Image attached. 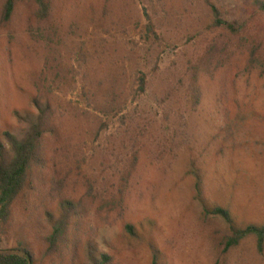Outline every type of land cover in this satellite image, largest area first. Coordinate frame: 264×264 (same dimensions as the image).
Segmentation results:
<instances>
[{"label": "rangeland", "instance_id": "obj_1", "mask_svg": "<svg viewBox=\"0 0 264 264\" xmlns=\"http://www.w3.org/2000/svg\"><path fill=\"white\" fill-rule=\"evenodd\" d=\"M54 1L47 21L35 0H21L2 25L0 0V135L30 107L46 43L52 65L69 73L51 84L70 149L87 155L95 184L84 242L97 241L114 264H151V244L169 264H264L255 237L227 251L230 226L203 214L192 175L201 170L209 205L231 211L236 227L264 226V11L256 0ZM209 1L236 33L214 27ZM142 70L154 85L127 96ZM111 91L123 101L109 118L97 109ZM79 180L68 192L83 197L89 186ZM120 191L123 208L106 206ZM4 232L2 246L14 247L15 234ZM67 262L84 264V251Z\"/></svg>", "mask_w": 264, "mask_h": 264}, {"label": "trees", "instance_id": "obj_2", "mask_svg": "<svg viewBox=\"0 0 264 264\" xmlns=\"http://www.w3.org/2000/svg\"><path fill=\"white\" fill-rule=\"evenodd\" d=\"M19 1L6 0L1 13L2 25L12 22ZM35 2L38 19L47 21L55 1ZM256 5L264 11V1L256 0ZM209 6L215 18L214 27L236 33L234 24L222 17L219 8L210 1ZM147 29L146 37L150 39L153 29L150 26ZM43 45L45 51H49V56L45 59L41 80L35 86L36 95L32 97L28 109L15 112L17 126L0 135V231L5 230L6 235L15 234L9 241L13 242L14 247H3L0 242V264H69V259L73 263L78 261L81 251L85 254L84 264H114V257L103 252L97 241L89 239L84 242L85 222L91 210L86 198L92 195L95 184L84 172V166L88 164L87 155L73 153L70 149L68 131L62 125V117L66 113L60 109L61 105L53 94L51 83L68 80L69 73L64 70L62 63L52 65L54 52L46 43ZM197 80L198 76L194 73L191 81L196 84ZM151 85L154 83L146 72L142 70L134 73L132 90L127 96L146 93ZM136 86L138 89L135 90ZM122 101L117 91H111L97 110L101 109L110 118ZM107 127L106 124L102 125L96 134L99 135ZM73 173L79 176L73 177ZM192 175L196 180V200L203 214L223 219L230 226L227 251L238 247L249 237H255L259 249L263 251L264 226L236 227L231 211L222 206L209 205L201 170L192 167ZM80 178H85L89 186L87 195L83 197L68 192V186L78 184ZM108 200L106 206L116 211L125 204L122 191ZM103 208L100 206L99 211ZM125 232L132 238H139V231L134 225H125ZM38 245L39 251L36 248ZM150 249L151 264H169L157 245L151 244Z\"/></svg>", "mask_w": 264, "mask_h": 264}]
</instances>
